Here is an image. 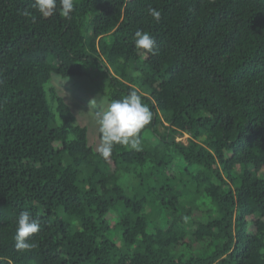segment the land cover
<instances>
[{"label":"trees","instance_id":"trees-1","mask_svg":"<svg viewBox=\"0 0 264 264\" xmlns=\"http://www.w3.org/2000/svg\"><path fill=\"white\" fill-rule=\"evenodd\" d=\"M33 4L0 0V264H264V0ZM88 69L150 108L140 151L101 157L50 82Z\"/></svg>","mask_w":264,"mask_h":264},{"label":"clouds","instance_id":"clouds-1","mask_svg":"<svg viewBox=\"0 0 264 264\" xmlns=\"http://www.w3.org/2000/svg\"><path fill=\"white\" fill-rule=\"evenodd\" d=\"M59 4L60 14L64 18H70L74 10V0H34L33 7L43 17H49L57 10ZM33 22L37 17L29 12L24 13ZM149 15L159 21L161 13L149 9ZM155 41L151 35L144 31H137L134 35V46L136 49L152 52ZM152 120V112L147 104L142 102L141 96L136 90L130 91L121 99L111 100L106 109L97 113L95 124L100 133V144L96 151L101 157L107 160L116 145H126L132 150L140 151V141L137 133ZM40 230L37 219H33L29 211H21L17 219L16 248L26 249L32 247L27 238Z\"/></svg>","mask_w":264,"mask_h":264},{"label":"rangeland","instance_id":"rangeland-1","mask_svg":"<svg viewBox=\"0 0 264 264\" xmlns=\"http://www.w3.org/2000/svg\"><path fill=\"white\" fill-rule=\"evenodd\" d=\"M97 73L90 74V70L82 76L60 77L53 73L51 84L56 88L60 96L71 105L78 122L87 126L88 143L95 150L100 144L97 137L98 127L95 124L97 113L103 112L110 102L102 93L103 76ZM100 76V77H101ZM188 135H178L177 140L187 142Z\"/></svg>","mask_w":264,"mask_h":264}]
</instances>
